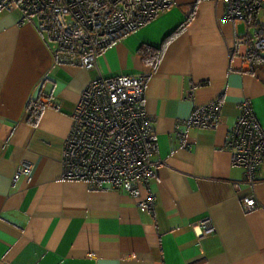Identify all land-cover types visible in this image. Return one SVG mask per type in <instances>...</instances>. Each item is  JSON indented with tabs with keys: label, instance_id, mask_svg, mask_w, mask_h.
Wrapping results in <instances>:
<instances>
[{
	"label": "crops",
	"instance_id": "0c3cea01",
	"mask_svg": "<svg viewBox=\"0 0 264 264\" xmlns=\"http://www.w3.org/2000/svg\"><path fill=\"white\" fill-rule=\"evenodd\" d=\"M23 1L0 9V264H264V160L256 181L243 183L225 144L244 101L264 127V53L250 52L257 24L225 19L224 0H173L87 69L56 61ZM190 13L159 62L141 63L139 46H160ZM120 75L147 77L150 212L107 181L63 177L83 90L95 77ZM217 99L215 128L183 122ZM31 102L42 106L39 114ZM25 165L28 173L12 182ZM249 194L257 205L245 212ZM204 219L214 231L199 235Z\"/></svg>",
	"mask_w": 264,
	"mask_h": 264
},
{
	"label": "built area",
	"instance_id": "2783aa9c",
	"mask_svg": "<svg viewBox=\"0 0 264 264\" xmlns=\"http://www.w3.org/2000/svg\"><path fill=\"white\" fill-rule=\"evenodd\" d=\"M18 1L1 0L0 9L11 8ZM172 3L173 0H24L23 9L37 17L39 29L45 33L53 56L57 54V61L90 69L103 48L154 19ZM224 3L227 20L244 19L248 4L261 8L264 16V0ZM253 49L264 53V17L256 29ZM146 83L145 75L95 77L89 81L72 114L63 177L107 181L112 188L127 192L141 211L150 212L154 199L148 180L153 173L150 154L154 145L142 106ZM221 110L222 103L217 99L196 108L183 122L189 127L215 128ZM177 134L184 142L185 132L179 130ZM225 144L232 165L243 169V183L252 185L264 160V127L248 101L242 103L240 114L228 129ZM30 168H19L12 182ZM233 186L237 188L238 182ZM141 188L146 192L144 197ZM256 205L254 194L243 197V211L249 212ZM196 227L199 235L214 231L205 219Z\"/></svg>",
	"mask_w": 264,
	"mask_h": 264
},
{
	"label": "trees",
	"instance_id": "16d2710c",
	"mask_svg": "<svg viewBox=\"0 0 264 264\" xmlns=\"http://www.w3.org/2000/svg\"><path fill=\"white\" fill-rule=\"evenodd\" d=\"M245 17L244 19L247 20V19H250V21L254 22L257 24V27L261 24L260 22H258L256 19H254L257 15H258V8H254L251 6V4H248L246 7H245ZM190 16H191V13L189 14V16L186 17V19L177 27V29H175L170 35H168L164 40L163 42L160 44V46L158 47H153V46H149V45H146V44H141L139 46V48L137 49V56L139 57L141 63L145 64V65H148V66H155L159 60L161 59L162 57V54H163V47H164V44L166 43V41H168L170 38H172L177 32H179L182 27H184L188 21L190 20ZM262 22V21H261ZM130 33V32H128ZM127 33V34H128ZM126 35V34H125ZM124 35V36H125ZM123 37V36H122ZM122 37H119L117 38L115 41L119 40L120 38ZM113 41V42H115ZM112 42V43H113ZM111 43V44H112ZM110 44V45H111ZM109 46V45H108ZM107 46V47H108ZM105 47V48H107ZM103 48V50L105 49ZM102 50V51H103ZM101 51V52H102ZM254 51V52H253ZM252 51V48H251V53H253V57L254 58H259L258 57V54L256 53V51L253 49ZM100 52V53H101ZM98 53V55L100 54ZM97 55V56H98ZM57 54H54V57H56ZM97 58V57H96ZM57 61V60H56ZM58 63H61L60 61H57ZM107 78H110V77H107ZM32 111H33V114L37 115L39 114V112L42 110V106L41 105H38L36 102L32 105ZM34 108V109H33Z\"/></svg>",
	"mask_w": 264,
	"mask_h": 264
},
{
	"label": "rangeland",
	"instance_id": "374dc122",
	"mask_svg": "<svg viewBox=\"0 0 264 264\" xmlns=\"http://www.w3.org/2000/svg\"><path fill=\"white\" fill-rule=\"evenodd\" d=\"M260 10H258V17L260 18V19H262V17H264L263 16V10L261 9V8H259ZM160 12V11H159ZM158 12V13H159Z\"/></svg>",
	"mask_w": 264,
	"mask_h": 264
}]
</instances>
